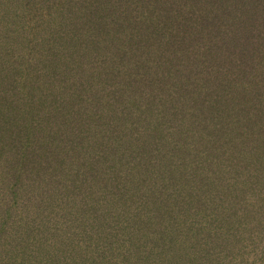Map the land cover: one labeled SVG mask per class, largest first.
Returning a JSON list of instances; mask_svg holds the SVG:
<instances>
[{
  "label": "trees",
  "instance_id": "trees-1",
  "mask_svg": "<svg viewBox=\"0 0 264 264\" xmlns=\"http://www.w3.org/2000/svg\"><path fill=\"white\" fill-rule=\"evenodd\" d=\"M0 264H264V0H0Z\"/></svg>",
  "mask_w": 264,
  "mask_h": 264
}]
</instances>
